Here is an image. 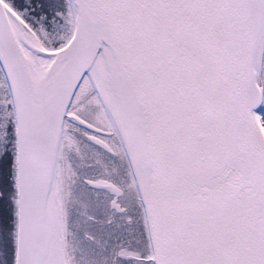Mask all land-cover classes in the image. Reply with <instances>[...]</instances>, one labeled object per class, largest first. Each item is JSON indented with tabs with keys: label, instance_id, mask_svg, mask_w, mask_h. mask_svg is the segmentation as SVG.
Segmentation results:
<instances>
[{
	"label": "snow or ice",
	"instance_id": "obj_1",
	"mask_svg": "<svg viewBox=\"0 0 264 264\" xmlns=\"http://www.w3.org/2000/svg\"><path fill=\"white\" fill-rule=\"evenodd\" d=\"M0 264H264V0H0Z\"/></svg>",
	"mask_w": 264,
	"mask_h": 264
}]
</instances>
